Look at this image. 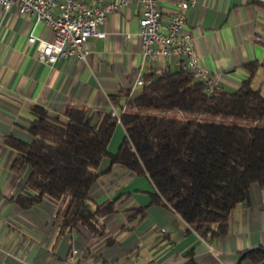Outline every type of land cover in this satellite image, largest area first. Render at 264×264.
Returning <instances> with one entry per match:
<instances>
[{
  "label": "crops",
  "instance_id": "obj_1",
  "mask_svg": "<svg viewBox=\"0 0 264 264\" xmlns=\"http://www.w3.org/2000/svg\"><path fill=\"white\" fill-rule=\"evenodd\" d=\"M158 1L166 23L175 4ZM139 16L137 3L108 14L97 27L103 36L89 38L84 59L67 56L48 63L38 59V43L52 39L51 27L15 7L6 12L0 7V264H181L190 250L198 264H235L243 251L264 248V183L251 185L246 199L231 209L227 232L208 240L170 207L151 202L154 186L147 175L111 163L108 156L99 163L87 200L91 209L115 200L98 231L80 223L62 228L63 199L44 198L28 208L15 202L25 191L28 168H11L15 151L4 140L8 134L31 139L33 104L60 116L71 106L119 115L129 106L123 94L112 95L136 92L144 73L179 66L162 56L142 58ZM184 29L215 88L233 90L248 78L264 90V0H195L185 11ZM249 62L256 65L252 72L243 66ZM124 136L118 121L108 144L111 153ZM141 206L145 214L131 218L132 209Z\"/></svg>",
  "mask_w": 264,
  "mask_h": 264
},
{
  "label": "trees",
  "instance_id": "obj_2",
  "mask_svg": "<svg viewBox=\"0 0 264 264\" xmlns=\"http://www.w3.org/2000/svg\"><path fill=\"white\" fill-rule=\"evenodd\" d=\"M243 66L252 72L256 65ZM139 85L133 94L112 95L123 94L129 106L119 115L71 106L60 116L33 104L34 118L27 128L31 139L8 134L4 140L15 151L11 168H28L25 191L15 202L28 208L44 198L63 199L62 228L80 223L98 231L100 218L114 211L115 200L93 209L87 200L99 163L108 156L111 163L147 175L154 186L151 202L170 207L203 239L224 235L231 209L246 199L251 185L264 183V90L246 78L233 90L214 88L207 93L203 82L181 66L144 73ZM140 108L220 118L202 121ZM227 116L249 123L227 122ZM118 121L125 136L111 153L108 144ZM144 214L141 206L132 209L130 217ZM243 259L264 264V248L243 251ZM181 264H198L192 250Z\"/></svg>",
  "mask_w": 264,
  "mask_h": 264
},
{
  "label": "built area",
  "instance_id": "obj_3",
  "mask_svg": "<svg viewBox=\"0 0 264 264\" xmlns=\"http://www.w3.org/2000/svg\"><path fill=\"white\" fill-rule=\"evenodd\" d=\"M194 1L173 0L175 10L166 23L162 21L158 0H106L95 4L82 0H0V7L5 12L15 7L20 14H30L51 27L52 39L38 43V59L53 63L67 56L84 59L90 52L89 38L103 36L97 27L107 15L137 3L140 7L137 33L142 58L154 60L162 56L174 59L203 82L207 93H212L215 83L196 57L191 33L184 29L185 11ZM28 39L32 42L35 37L31 35ZM142 80L140 76L135 84H141ZM131 264L143 263L134 260Z\"/></svg>",
  "mask_w": 264,
  "mask_h": 264
},
{
  "label": "rangeland",
  "instance_id": "obj_4",
  "mask_svg": "<svg viewBox=\"0 0 264 264\" xmlns=\"http://www.w3.org/2000/svg\"><path fill=\"white\" fill-rule=\"evenodd\" d=\"M262 91H263V89H262ZM140 110H144V112L150 111L152 114H159V115H165V116L182 117V118H196V119L202 120V121H214V120H218L220 118L218 115H215V114H190V113L183 112L180 110L161 111V110L152 109V108H140ZM225 120L227 122H232V123H237V124H248L249 123L248 120H245V119L240 118V117H233V116H227V117H225Z\"/></svg>",
  "mask_w": 264,
  "mask_h": 264
},
{
  "label": "water",
  "instance_id": "obj_5",
  "mask_svg": "<svg viewBox=\"0 0 264 264\" xmlns=\"http://www.w3.org/2000/svg\"><path fill=\"white\" fill-rule=\"evenodd\" d=\"M241 255H242V253H240L239 256L237 257L235 264H239V260H240Z\"/></svg>",
  "mask_w": 264,
  "mask_h": 264
}]
</instances>
